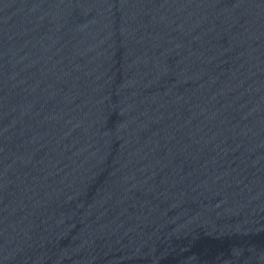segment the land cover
Instances as JSON below:
<instances>
[{
	"label": "water",
	"instance_id": "1",
	"mask_svg": "<svg viewBox=\"0 0 264 264\" xmlns=\"http://www.w3.org/2000/svg\"><path fill=\"white\" fill-rule=\"evenodd\" d=\"M0 264H264V0H0Z\"/></svg>",
	"mask_w": 264,
	"mask_h": 264
}]
</instances>
